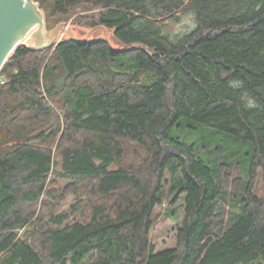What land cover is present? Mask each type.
I'll return each mask as SVG.
<instances>
[{"label":"trees","instance_id":"obj_1","mask_svg":"<svg viewBox=\"0 0 264 264\" xmlns=\"http://www.w3.org/2000/svg\"><path fill=\"white\" fill-rule=\"evenodd\" d=\"M36 2L47 27L98 11L75 24L118 47L22 45L2 70L0 264H264V0ZM187 13L195 27L172 34ZM174 128L233 140L247 176L230 178L228 147L209 162ZM169 168L184 218L157 252ZM229 181L242 187L234 220L218 206Z\"/></svg>","mask_w":264,"mask_h":264},{"label":"rangeland","instance_id":"obj_2","mask_svg":"<svg viewBox=\"0 0 264 264\" xmlns=\"http://www.w3.org/2000/svg\"><path fill=\"white\" fill-rule=\"evenodd\" d=\"M97 12L98 11L91 9H78L74 13H72V16L66 22H63L57 26L55 24H51L47 27L46 21L44 23V33L47 40H50L53 31L58 26H62L63 29L58 32L57 42L70 37L77 40L104 38L109 41L114 47H118L117 42L113 37L112 31L103 28L92 29L86 27L85 25L75 24L76 20L81 19L83 21H86L85 18H90V16H93ZM194 27L195 19L191 14L187 13L181 15L179 21L172 22L170 24V32L172 34H183L191 31ZM204 131L209 130L206 129ZM170 133L172 137L180 138L187 142H192L198 145L200 149H202V152L204 154L203 156L208 159L209 162L215 161L219 164L225 162L227 158V151L224 148L228 147L231 150V154H229V159L226 161V164H228L226 166L229 167L230 170H232L230 178L234 179V177L238 175V173H241L242 178H245L247 176V169L243 157L241 153L237 151V144L233 140L229 141L219 134H211L210 132L204 133L199 130L194 132L188 130L184 132L182 130L174 128ZM247 147L249 148L248 145ZM246 153L244 154L245 157L247 156ZM131 160L132 159H130L129 162H131ZM179 179L180 172L178 170H175L173 168H169L167 170L165 177L163 202L155 209L154 226L151 230L150 235L157 252L164 249L173 248L175 246L177 228L184 218V204L186 193L181 192L180 187H178L177 189H173L178 184ZM257 189L258 194L262 195L264 190L263 184L261 182H259ZM241 191L242 187L235 188L229 181L228 183H226L223 201L218 205L220 210L224 208L227 211H232L231 216L233 217V220L237 217L241 209ZM68 202H72V199L69 198ZM228 213L229 212H227V214ZM95 258L96 254L93 258H91V261H95ZM69 264L75 263L70 262Z\"/></svg>","mask_w":264,"mask_h":264},{"label":"water","instance_id":"obj_3","mask_svg":"<svg viewBox=\"0 0 264 264\" xmlns=\"http://www.w3.org/2000/svg\"><path fill=\"white\" fill-rule=\"evenodd\" d=\"M36 3V0H0V74L20 46L44 50L59 43L58 32L63 27L58 26L48 41L44 33L45 14Z\"/></svg>","mask_w":264,"mask_h":264},{"label":"bare ground","instance_id":"obj_4","mask_svg":"<svg viewBox=\"0 0 264 264\" xmlns=\"http://www.w3.org/2000/svg\"><path fill=\"white\" fill-rule=\"evenodd\" d=\"M37 5V4H36ZM38 6V5H37ZM39 7V6H38ZM42 12V11H41ZM43 13V12H42ZM44 14V13H43Z\"/></svg>","mask_w":264,"mask_h":264}]
</instances>
